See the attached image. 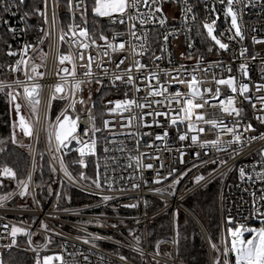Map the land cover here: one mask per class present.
Wrapping results in <instances>:
<instances>
[{
    "label": "built area",
    "instance_id": "built-area-1",
    "mask_svg": "<svg viewBox=\"0 0 264 264\" xmlns=\"http://www.w3.org/2000/svg\"><path fill=\"white\" fill-rule=\"evenodd\" d=\"M26 3L27 0H25L24 10H30L31 7L26 5ZM226 3L227 0H225V4L223 5L220 3V0H187V4L193 7V13H188L182 17L181 8L185 6V0H175V2L173 0H164L162 5L160 4V0H157V6L162 7L163 14L167 17V23L164 26L159 24V13L156 14V19L143 25V28H141L138 20L133 22L136 24L137 35H141L143 32H147L148 34V43L145 45L148 51L143 55L135 57L131 52V45H137L139 51L140 42L130 40L127 31V21L124 25H121L118 19L116 23H111L107 18H100L99 20L105 25L101 26L98 30L95 29V32L98 36L103 31V34L108 37L109 41H112L114 32L123 33L122 36L117 37V40L113 42L125 41L126 47L124 51L114 53L108 50V55L105 56V49L101 47L105 42L99 39H97V46H90L88 49H79L72 45L70 41L71 39H75V37H72V34L68 32V24L72 23L73 20L72 13L66 7V0H60L59 7L56 9L54 30L51 27L52 10L49 8V24H44L43 20L37 16H31L28 20V23L33 25L30 31L26 34H18L15 40L8 34L12 50L17 51L18 55L12 57V61L5 66L9 77L0 81H4L5 84L11 83L15 79L22 80L27 84L33 82L26 80L23 71L12 73L9 68V65H14L15 61L21 58L19 52L23 49L25 43H31L35 46L33 49L28 50L25 59H28L30 64L34 63L38 65L37 70L43 72L44 76L43 78L36 77L34 80L35 83L42 85L39 120L31 115V111L25 101L18 98V102L22 105V113L27 114L33 124L28 166L25 176L22 178L26 180L28 173L31 172L32 180L29 183V194L21 197L19 195L20 189L17 188L13 192H10L12 194L11 197L3 201L4 206L0 207V237H3L0 239V245L10 243L11 239L5 232L4 226L7 225L10 232L11 227L15 225L35 233L32 236L33 247L38 249L41 257L60 254L64 257L65 261L71 262L75 259L77 264H85L83 255L88 256L89 264H156L157 261L159 264H186L178 259V243L173 242L178 241L176 221L178 212L183 210L200 227L205 239L204 242H206L207 264H212L215 253L211 248L210 241L219 246L221 240L226 237L227 228L231 225L254 224L258 227L260 226L261 218L250 216L249 210L251 207V193L255 192L259 196L260 189L264 187V181L255 180V173L261 171L262 164H264L259 155V150L264 148V140L258 138L252 141L250 137L253 135L259 137L261 133H264V124L256 119L257 116L264 117V112L260 111L261 104L255 99L256 96H264V91H255L256 85L264 84V44L252 43V36H256L257 39H264V13L261 12L259 5L244 8L242 12L239 4L234 5L241 16L239 22L245 39L241 41L236 37L229 40L228 37L234 33V30L230 31V17L224 16L223 10ZM37 7L43 8V4L41 3ZM150 7H152V0H148L147 6L140 5L139 11L147 14ZM213 7L216 10L215 13L210 11ZM128 14H133V11L129 10ZM193 14L196 17L195 21L191 19ZM3 18L7 19L10 25L16 27L18 33L19 29L24 26L19 21V15L11 17L5 13ZM213 19L216 20L214 32L222 42L229 45L227 50L219 49L214 41L210 40V38L208 39L207 32L203 28L205 21L211 22ZM185 20L187 21L186 24L184 23ZM74 22L82 26L79 13L76 14ZM4 27L6 28V26ZM41 28L49 31L50 35L44 38L43 43H38L39 37L43 35V32L39 30ZM253 28L256 31H253ZM173 31L174 35H170L167 43H165L163 36ZM63 33H67V35L64 41L61 42L59 37ZM206 38L208 39L207 41ZM162 47L164 51H161ZM242 47L247 49V53L244 56L240 55ZM209 48L212 51H209ZM69 52L72 53L76 65L75 79L84 81L81 86L82 91H77L76 97L78 101L80 98H83L85 103L81 104L77 102L75 110L71 108L67 109L68 114L73 117H80L78 133L84 128L89 129V136H81L82 140L90 139V125L87 119L89 114L95 116V126L101 129L96 134V156L86 155L84 157L85 161L91 158L95 163L96 170L95 175L91 178V184L80 180L79 174H75L65 163V154L71 150L75 151L77 147L75 141L69 144L67 148H62L60 152H57L53 140L51 150H49L47 133L44 130V113L47 99L53 90L54 84L57 82L62 83L65 79L69 82L73 80L72 76H67L64 73L58 74L60 68L67 67L69 71L72 70V64L66 61L61 65L58 61L59 55L68 54ZM81 52H83L84 59L80 58ZM44 54L47 55L45 56ZM253 55H255V59H252ZM154 56L162 58L154 60ZM189 56L192 58L189 59ZM89 57L92 58L91 82H88V78L84 76L87 68L82 67L88 63ZM122 58H126L124 64L120 68H116V63ZM198 58L200 60L199 64H197ZM134 59H139L142 64L147 66L139 72H137L135 67L132 68L134 83L140 88V91L136 92L134 88L121 81H115V86H113L111 77L113 75H124L123 69L131 64ZM242 63L247 65V78L239 70V65ZM97 65H100V67H97ZM165 70L168 71V76L164 75ZM149 72H156L161 83L168 82L166 85L168 93L175 92L177 88L182 93H187L188 91L187 84H177L172 80L173 76H178L179 79L190 80L192 75H196L197 79L201 82L199 84L201 93L205 99H208L210 105H214L213 107L205 105L204 108L196 111L203 112L205 119H215L218 122H223L227 127H233L239 122L240 126L236 128V131L241 134L242 143L236 144L233 142L229 145L227 141L231 139V135L221 131L219 124L216 128H212L202 121L197 122L195 117H193L194 127H203L205 129L203 133H193L198 136V141L215 140L219 136L220 146L226 150L218 152L216 147L211 144L201 147L199 142L192 144L190 138L180 141L177 135V126H172L167 121L172 116L179 114L181 105H177L175 102L169 105L168 100L165 99L168 93H165L164 96H148L146 85L151 83L157 86V80L144 79L148 76ZM229 76L235 78L237 86L241 83L249 84V91L245 93V96L252 97V103L256 105L255 109L252 107V103L245 100L238 92L233 94L224 85L220 86V96L218 98L209 99L217 87L215 80ZM97 79L101 83H96ZM13 87L22 94V88H18L16 85H13ZM205 88L212 91L205 93L203 91ZM102 90L110 91V95L104 102L101 118H99L100 121L97 123V106L92 101L87 102L85 94L91 93L92 98ZM66 91H70V89L66 88ZM125 93H127V98H134L137 103H144L150 106H146L143 109L133 106L130 112L110 113L108 109L114 107V105L109 104V101L124 99ZM228 95H234L235 107L243 109L242 120L240 117L235 116V114L228 115L220 110L219 100L226 99ZM70 99L71 97L67 100L59 99L58 94V97L52 101L48 114L49 120L54 121L56 116L66 108ZM156 100H162L163 103H153ZM62 101L64 103L55 113L56 102L62 103ZM194 102L203 103L199 99ZM89 109H91V113H89ZM156 111L170 113V115L161 117L145 115L144 122L151 125V127H142L139 117L143 113H155ZM132 115H135L137 119L132 121L131 127L122 128L121 125H127L128 117ZM105 120L109 121L108 128H104ZM155 121H159L161 126L157 127ZM247 124H251L254 130L245 131L244 127ZM165 130L168 132V136L163 141L155 140V135L157 133L162 134ZM186 130L187 121L179 124L180 132H185ZM130 133H135L136 135H130ZM143 133H149V135H143ZM113 140L115 141L114 144L107 143ZM137 140L140 141L139 153H146L142 158V162L154 165L153 169L141 170L143 179H141V172L135 170L136 166L134 162L131 167H128V154H139L135 150ZM149 142L153 143V147H146ZM105 146L110 149L107 153L103 151ZM121 147L125 148L126 151L121 152L116 150ZM180 152H183V157L180 156ZM236 152H239V155H235ZM75 153L79 157V153L77 151ZM40 154L47 156L52 168H55L56 178L53 195L48 200H44L43 203L40 202L35 188V176ZM54 156L56 159H53ZM155 156H159V161L150 158ZM61 158L64 160L67 170L76 181L75 183L68 180L63 172L60 171ZM113 158L116 160L115 163H113ZM181 159L183 162H180ZM213 160L217 161V163H212L211 161ZM220 160L226 161V164L220 165L218 163ZM161 162L165 165L164 168H160ZM97 164H99L102 190L96 189L92 183V179L96 177ZM105 166H107V170H105ZM242 167L246 173L252 174L253 181L255 182L248 180L247 177L244 180L240 179L239 169ZM172 168H175L176 172L172 176H168L167 180L162 181L161 184L152 183L157 171L167 176ZM213 169H215L214 172ZM182 173L187 174L181 177ZM209 173H212V175L209 176ZM197 175H203L205 180L194 182V178ZM105 177L111 181L112 190L109 189L108 183L105 182ZM216 178L221 179L218 194V213L220 219L218 226L219 236L217 239H214L199 217L194 214L195 212L188 205L187 199L205 187L206 184H209L213 180L215 181ZM173 179H179V183L175 185L174 195H168L165 192L162 196L151 190L154 188L166 190ZM64 183L83 192L95 195L98 200L79 207H54L57 202L55 193L60 192L61 186ZM133 183H137L140 186L132 188ZM115 189H123L124 191H116ZM101 195H109L115 198L103 202ZM15 198L20 199L22 204L18 206L11 204ZM128 204H135L136 207H125ZM111 206L125 208L128 212H117L112 209L111 211L101 210L110 208ZM64 209H67V211H64ZM166 213L171 215V234L169 237L161 239V241L159 240V255H155L156 243L154 246L150 244L147 230L148 224ZM229 216L232 217L231 225L227 223L226 219ZM41 221L47 225L50 231L45 232L40 228ZM112 225H116V227H112ZM130 231L132 235H129ZM46 236L51 237V243H47L46 247H41V245H45ZM93 236H99L102 239L93 241ZM136 236L141 238L139 245L136 244L134 239ZM85 239L89 240L88 244L83 242ZM17 242L19 247L11 249V255L16 257L18 264H32L35 253L24 251L27 248V237L18 234ZM93 243H95L96 247L92 246ZM137 247L143 250V258L134 250ZM0 251L4 250L0 249ZM166 253L170 255H166ZM121 255L126 258V261L119 259ZM54 264H59V262H54Z\"/></svg>",
    "mask_w": 264,
    "mask_h": 264
},
{
    "label": "snow or ice",
    "instance_id": "snow-or-ice-1",
    "mask_svg": "<svg viewBox=\"0 0 264 264\" xmlns=\"http://www.w3.org/2000/svg\"><path fill=\"white\" fill-rule=\"evenodd\" d=\"M164 0H160V4L162 5ZM175 2V0H173ZM41 3L43 4V8L37 7L35 5L31 6L30 10H24L25 6V0H0V12L6 13L10 15L11 17H17L19 15V21L23 23V27L19 29V33L16 27H13L9 24V21L7 19H4L2 15H0V24H3L6 26L7 34L11 36L13 40L17 38L18 34H26L28 31H30L33 27V25L28 23V20L31 16H37L43 20L44 24H49V18H48V11L49 8L52 10V25L51 27L54 30L55 26V20H56V9L59 7L60 0H41ZM220 3L223 5L225 4V0H220ZM148 5V0H66V7L69 10V12L72 13V23L68 24V32L72 34V37H75V39H71V44L76 46L79 49H88L90 46H97V39L104 41L103 47L105 49L104 55H108V50H111L112 52H118V51H124L126 47V43L123 40H120L118 43H114L113 41L117 40V37H120L123 35V33L114 32L112 35V41H109L108 37L103 34V31L100 32V34L97 36L95 29L100 26L99 19L100 18H107L111 23H116L117 19L119 20V23L121 25H124L127 21V31L130 40H136L139 41V51L137 49V45L132 44L131 45V52L133 56L143 55L145 52L148 51V48L145 46L148 43V34L147 32H143L141 35H137L136 31V24L133 23L134 21L139 22L141 28H143V25L152 22L154 19H156V14L159 13V19L158 22L161 26H164L167 23V17L164 16L162 7L157 6V0H152V7H150V10L147 14L142 13L139 11L140 5ZM239 4L241 6V12L244 8L248 7H254L259 5L261 12L264 13V0H227L226 5L224 6V16L230 17V31L234 30V33L232 35H229L228 39L232 40L236 37L239 38V40H244L245 36L240 24L241 16L237 12L234 5ZM129 10L133 11V14L129 15ZM213 13H215V8L213 7L210 9ZM90 12V16H89ZM79 13V18L82 22V26L75 24V18L76 14ZM188 13H193V7L191 5L187 4V0H185V6L181 8V16L184 17ZM195 14L192 15L191 19L195 21ZM89 19H91V29L89 27ZM184 23L186 24L187 21L185 20ZM216 25V20L213 19L211 22L205 21L203 23V28L207 32V36L214 41L215 45L218 46L221 50H227L229 45L227 43H224L217 37V35L214 34V27ZM41 32H43V35L39 37L38 43H43L44 38L48 37L50 35L49 31L41 28L39 29ZM253 31H256L255 28L252 29ZM175 31V30H174ZM173 32H168L163 36V40L165 43H167L168 38L170 35H174ZM67 33H63L60 35L59 40L62 42L65 39V36ZM223 35V33H221ZM2 39V38H0ZM7 43V41H4ZM252 43L253 44H264V39H257L256 36H252ZM35 46L31 43H25L23 46V49L19 52L20 59H17L14 63V65H9V68L12 73H17L23 71V75L25 76L27 81H33L31 84H27L22 80L15 79L11 83L5 84L4 81H0V93H5V95L8 98L9 105L14 107L16 120L12 123V133L10 136V140L12 144H16V135H15V129L19 128L22 130L23 135L26 137H31L33 135V124L31 123V120L28 118H25L21 114V103L18 102L19 99H23L26 103V105L29 107L31 111V115L33 117H36L37 120L40 119V92L42 89V85L35 83L34 80L36 77L43 78L44 73L39 72L38 65L31 63L28 59H25V55L28 52L29 49H33ZM191 47V45H189ZM209 51H212L211 48L208 49ZM161 51H164L163 47L161 48ZM247 53L246 48H241L240 55L244 56ZM7 55L10 57H15L18 55L17 51L12 50L11 44H8V52ZM45 56L47 54H44ZM80 58L84 59L83 52L80 53ZM162 57L154 56V60H160ZM192 57L189 56V59ZM255 55H253L252 59H255ZM126 58L120 59L116 63V68H120L122 64H124ZM58 61L61 65H63L66 61L69 64H72V70L69 71L68 68H60L59 73H64L67 76H72L73 80L69 82L68 80H64L62 83L57 82L53 86V90L48 96L47 99V106L44 113V120H45V132L47 133V141L49 144V150H51V146L53 143V140L55 142V148L57 152H60L62 148H67L69 144H71L73 141H75L77 147L75 151L79 153L80 159L78 160V163L83 168L85 167V159L84 157L86 155L96 156V149H97V138L96 134L101 131L100 128H97L95 126V116H92L91 114L88 115V123L90 125V139L88 140H82L81 136H89V129L84 128L78 133V127H79V116H71L68 114L67 109L71 108L75 110V105L77 102L83 104L85 101L83 98H80L79 101L77 100L76 93L77 91H82V84L84 81L82 80H76L75 79V69L76 65L73 60V55L71 52L68 54H61L58 56ZM200 60L197 59V64H199ZM30 65V67H29ZM91 66H92V58H88V63L86 65H83L82 67H86L87 71L84 72V76L88 78V82H91L92 72H91ZM97 67H100V65H97ZM135 67L137 72H139L141 69L147 67L145 64H142L139 59H134L131 64H129L125 69H123L124 75H113L111 77V80L113 82V86H115V81H121L122 83H126L127 85L131 86L135 89L136 92L140 91V88L135 85L134 83V77L132 75V68ZM183 67V66H181ZM239 70L243 74L245 78L248 77V71H247V65L242 63L239 65ZM231 71V69H229ZM164 75L168 76L169 73L167 70L164 71ZM144 79L157 80V86L152 85L151 83L147 84L146 87L148 88V96L156 97V96H164L165 93H168V87L167 81L161 83L159 80V76L156 72H149L148 76ZM172 80H174L177 84H187V93H182L179 88L175 92L168 93L167 96H165V99L168 100L169 105H171L173 102L177 105H181L179 109V114L172 116L170 120L167 122L172 126H177V135L178 139L180 141H185L186 139L191 140L192 144L200 143L201 147H205L208 144H211L212 146L216 147V150L219 151H225L226 149H223L220 146V140L219 136H217V139L215 140H204V141H198V136L193 133H203L205 129L203 127H194L193 123V117H195V120L197 122L202 121L204 124L210 125L212 128H216L219 124V128L221 131H224L231 135V139L227 141V143L230 145L233 142L236 144L242 143V137L241 134H239L236 131V128H239V122H237L233 127H227L223 124V122H218L215 119H205V115L203 112H197L196 110L204 108L205 105H208L209 107H213L214 105H210L208 99H205L204 95L201 93L199 89V84L201 83L196 75H192L190 80H184L179 79L178 76H173ZM96 83H101L99 79L96 80ZM215 83L217 85L215 92L212 94V96L209 97V99H216L220 96V86L224 85L226 86L231 93L235 94L238 92V94L242 97H244L245 100H247L249 103H252V97L251 96H245V93L249 91V84L247 83H241L239 86H237L236 80L234 77L229 76L227 78H221L218 80H215ZM13 85H16L18 88H22V94L19 91H16V89L13 87ZM66 88L70 89V91H66ZM5 89L7 91L5 92ZM205 93H209L212 90L205 88L203 90ZM255 91L260 92L264 91V84H259L255 86ZM62 100H67L69 97H71L70 102L66 106L64 110L61 111L59 115L56 116L55 120H49L48 114L51 109V104L54 99L58 97ZM197 99L203 101V103H196ZM255 99L261 104L260 111L264 112V96H256ZM153 103L156 104H162V100H156L153 101ZM219 107L220 110L224 113H227L228 115L235 114V116L240 117V119H243V109L235 107V96L234 95H228L226 99H220L219 100ZM109 104L114 105V107H110L108 111L110 113H117V112H124V111H131V108L133 106L138 108H145L146 106L144 103H137V101L133 99L127 98V93H125L124 99H117L114 101H109ZM252 107L255 109L256 105L252 103ZM89 113H91V109H89ZM166 116L170 115V113H165L162 111H156L155 113L147 112L143 113L140 117V123L142 127H151V125L146 124L144 122V116ZM137 119L135 115H132L128 117V124L124 125L122 124L121 127H131V123L133 120ZM256 119H258L262 124H264V117L257 116ZM185 121H187V130L185 132L179 131V124H183ZM155 125L157 127H160V122L155 121ZM109 127V121H104V128ZM245 131H253V126L251 124H247L244 127ZM191 134V135H190ZM115 135V134H113ZM130 135H136L135 133H130ZM143 135H149V133H143ZM168 136V132L165 130L162 134L157 133L155 135V140L163 141ZM264 140V133H261L259 137L253 135L250 137V140L255 141L256 139ZM4 139H0V145L5 144ZM139 140L136 141V152L139 153ZM107 143L114 144L115 141H108ZM30 147V146H29ZM147 148L153 147V143L149 142L146 145ZM5 149L3 147H0V152H3ZM110 149L105 146L103 151L107 153ZM117 151L124 152L126 151L125 148L121 147L116 149ZM146 155V153H139L138 155H132L131 153L128 154V167L132 166V163H135V170L137 172H141V179H143L142 175V169H153L154 165L152 163H143L142 158ZM198 155V154H197ZM235 155H239V152H236ZM259 155L262 158V161H264V148H261L259 150ZM180 156L183 157V152H180ZM151 159L159 161V156L150 157ZM53 159H56L54 156ZM116 160L113 158V163H115ZM180 162H183L182 159ZM212 163H217V161L213 160ZM220 165L226 164V161L220 160L218 162ZM160 168H164L165 165L161 162ZM35 167V165H33ZM97 173L95 179H92V183L95 185L96 189L102 190V184L100 180L99 175V164H97ZM105 170H107V166H105ZM53 172H55V168L52 169ZM60 171L63 172L64 176L68 178V180L76 182L72 175L67 170V167L64 164V160L60 159ZM115 171V170H114ZM215 169H213V172ZM176 172L175 168H172L171 171L168 172L167 176L162 175L159 171L156 172V177L152 180V183L154 184H161L162 181L167 180L168 176H172L173 173ZM187 173H182L181 177L186 175ZM226 174V173H225ZM212 173H209V176H211ZM0 176L8 177L11 179H16V173L13 171L12 168L8 167L7 165L0 167ZM239 177L241 180H244L245 177H247L248 180L253 181V176L251 173H246L245 169L242 167L239 169ZM80 180H87L90 179L86 176L85 172L81 171L79 173ZM32 180V174L31 172L28 173L27 179H20L17 181V188L20 189L19 195L21 197H24L28 193L29 183ZM205 180V177L203 175H197L194 178V182H200ZM255 180L264 181V164H262L261 171L255 173ZM105 182L108 183L109 189H111V181L105 177ZM255 182V181H253ZM147 183V181H145ZM179 183V179H173L171 184L168 186V189H161V188H154L151 189L155 193H158L160 195H164L165 192H167L168 195H174L175 194V185ZM140 185L137 183L132 184V188H138ZM116 191H124L123 189H115ZM51 191V190H50ZM11 193L0 196V207H3V201L9 199L11 197ZM57 197V201H59L61 194L59 192L55 193ZM65 198H67L65 196ZM115 197L109 196V195H101V200L103 202L110 201L114 199ZM38 203V202H37ZM147 203V202H145ZM54 207H58V205H54ZM125 207H136L135 204H128L125 205ZM64 211H67V209H64ZM250 216H258L261 218V224L259 227L256 226H246L244 224H240L239 226H229L227 228L226 237L221 240L220 245L218 246L216 243H211V248L213 252L215 253V256L213 258L212 264H264V187L260 189V194L257 196L255 192L251 193V207L249 210ZM227 223L229 225L232 224V217L229 216L226 218ZM112 227H116V225H112ZM5 232L8 234V236L11 238L10 243L2 244L0 245V249H3L4 251H0V264H18V261L16 257L11 255L10 250L13 248H18V242H17V236L23 235L27 237V248L24 249V251H31L35 253V256L32 260V264H54V262H59V264H77V261L73 259L71 262L65 261L64 257L60 254L55 255H45L43 257L40 256V253L37 248L33 247V241L32 236L35 235V233H32L25 228L17 227L13 225L11 227L10 232L8 231V226L5 225ZM40 228L43 229L45 232L50 231L47 228V225L41 221L40 222ZM247 234V235H245ZM58 235V233H57ZM129 235H132L131 231L129 232ZM179 236V233L177 231V237ZM3 237H0L2 239ZM102 239L99 236H93L92 240L96 241ZM136 244L139 245L141 238L139 236L134 237ZM85 244L89 243L88 239H85L83 241ZM174 243H178V241H173ZM47 243H51V237L46 236L45 237V245H41V247H46ZM159 245L160 241L156 242L155 248L156 252L155 255H159ZM93 247H96L95 243L92 244ZM63 247V246H62ZM140 256L143 258L144 252L141 248L137 247L134 249ZM74 255V254H69ZM81 255H83L81 253ZM166 255H170L167 254ZM103 259V257H101ZM119 259L121 261H126V258L121 255L119 256ZM83 260L85 264H89L88 256L83 255ZM156 264H159L157 261Z\"/></svg>",
    "mask_w": 264,
    "mask_h": 264
},
{
    "label": "trees",
    "instance_id": "trees-1",
    "mask_svg": "<svg viewBox=\"0 0 264 264\" xmlns=\"http://www.w3.org/2000/svg\"><path fill=\"white\" fill-rule=\"evenodd\" d=\"M199 1V0H198ZM26 5L29 7L35 5L40 6L41 0L30 1L27 0ZM4 17L5 13L0 12ZM89 12V16H90ZM100 26L96 30L100 29L105 24L99 20ZM89 27H91V19H89ZM0 80L9 77L6 65L12 61V57L7 55L8 44H11L9 35L6 33V28L3 24H0ZM209 39V37H208ZM206 38V41L208 40ZM7 41L5 43L4 41ZM211 40V39H210ZM7 89H5V92ZM108 95V94H107ZM106 95V96H107ZM101 96V91L95 96L93 103L97 106V123H99L102 114V109L107 97ZM61 103V102H60ZM55 104L56 113L61 107L62 103ZM60 107L57 108V105ZM59 106V105H58ZM23 115L29 119L27 114L23 112ZM16 120L15 110L13 106L9 105L8 98L5 93H0V139H4L6 142L0 147L5 150L0 152V167L7 165L12 168L16 173V179L0 176L2 179L0 183V193L8 194L17 189V181L24 178L28 161H29V149L30 138H27L23 133L15 129L16 144H12L10 140L12 129V123ZM65 163L70 169L77 175L83 171L86 176L89 175L90 179L84 180L87 184H91V178L95 175V163L93 159H87L85 161L86 166L81 167L78 163L79 157L75 151L71 150L65 154ZM52 166L47 157L40 154L37 163V171L35 176V188L37 195L41 201L48 200L55 189V172L52 171ZM221 179L216 178L215 181H211L206 184L205 187L195 192L187 199V203L190 208L195 212L199 219L202 221L211 237L217 239L219 236V213H218V194L221 186ZM51 190V191H50ZM61 194L59 201L55 205L57 208H71L79 207L94 203L98 200L95 195L83 192L72 186L64 183L61 186ZM65 196L67 198H65ZM11 204L21 205L22 201L15 198ZM103 211H111V208L101 209ZM120 212H128L125 208L120 207ZM177 230L178 236V259L186 264H207V248L204 236L201 232L197 222L187 212L180 210L177 216ZM148 237L150 244L155 245L157 241L165 239L171 234V215L169 213L163 214L150 224H148Z\"/></svg>",
    "mask_w": 264,
    "mask_h": 264
},
{
    "label": "rangeland",
    "instance_id": "rangeland-1",
    "mask_svg": "<svg viewBox=\"0 0 264 264\" xmlns=\"http://www.w3.org/2000/svg\"><path fill=\"white\" fill-rule=\"evenodd\" d=\"M214 34H215V32H214ZM215 35H216V34H215ZM89 92H90V91H89ZM107 94H108V95H107ZM85 95H86L85 100H87V102H91V101L93 102V100H94L95 97H92V98H91V96H92L91 93H89V94H85ZM106 95H107V96H106ZM109 95H110V91H108V90H102V91H101V96H102V97L105 98V96L108 97ZM56 103H60V102H56ZM63 103H64V102L62 101V104H63ZM60 104H61V103H60ZM60 104H58L59 106L57 105V108L60 107ZM29 153H30V150H29ZM42 155H43V154H42ZM44 156H45V155H44ZM46 157H47V156H46ZM47 159H48V158H47ZM48 161H49V160H48ZM49 162H50V161H49ZM50 164H51V163H50ZM69 168H70V167H69ZM74 173H75V172H74ZM75 174H76V173H75ZM87 177L90 178L89 175H87ZM92 177H93V176H92ZM1 180H2V179H0V183L2 182ZM5 195H6V194H2V193H0V196H5ZM39 200H40V199H39ZM40 202L43 203V201H41V200H40ZM110 208H111L112 210H114V211L120 212V211H119V208H115L114 206H111ZM245 225H246V226H256V227H258L257 225H254V224H245ZM231 226H232V227H235V226H239V225H231ZM245 235H247V234H245Z\"/></svg>",
    "mask_w": 264,
    "mask_h": 264
},
{
    "label": "water",
    "instance_id": "water-1",
    "mask_svg": "<svg viewBox=\"0 0 264 264\" xmlns=\"http://www.w3.org/2000/svg\"><path fill=\"white\" fill-rule=\"evenodd\" d=\"M67 68V67H66ZM14 108V107H13ZM21 114L23 115V113H22V110H21ZM70 115V114H69ZM24 116V115H23ZM26 118V117H25ZM17 119V118H16ZM18 130H20L21 132H22V130L21 129H19L18 128ZM23 133V132H22ZM26 137V136H25ZM27 138H30V137H27ZM85 165H86V163H85Z\"/></svg>",
    "mask_w": 264,
    "mask_h": 264
}]
</instances>
